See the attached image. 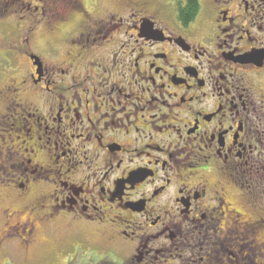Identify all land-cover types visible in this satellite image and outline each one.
Returning <instances> with one entry per match:
<instances>
[{
	"label": "flooded vegetation",
	"instance_id": "flooded-vegetation-1",
	"mask_svg": "<svg viewBox=\"0 0 264 264\" xmlns=\"http://www.w3.org/2000/svg\"><path fill=\"white\" fill-rule=\"evenodd\" d=\"M19 2L0 250L62 221L129 242L124 264H264V0Z\"/></svg>",
	"mask_w": 264,
	"mask_h": 264
},
{
	"label": "rangeland",
	"instance_id": "rangeland-1",
	"mask_svg": "<svg viewBox=\"0 0 264 264\" xmlns=\"http://www.w3.org/2000/svg\"><path fill=\"white\" fill-rule=\"evenodd\" d=\"M16 3L21 5L19 0H16ZM19 10L17 9L12 15L0 12V85L10 84L29 69L25 56L15 57L14 52L15 34L18 25L23 23L24 15ZM60 38L61 34L51 35L46 25H40L36 28L32 40L33 44H39L43 48L45 43L54 44L55 39ZM33 52L41 59L44 58V54ZM10 140L12 137H7V143ZM5 171V174L0 173V202H2L0 206L3 210L9 209V212L13 208L23 210V205L18 203L16 198L15 182L9 175L10 170L6 167ZM24 217L28 219L29 215L25 214ZM13 220L11 217L7 219L0 209V233L7 230L8 227L5 225L7 222L11 227ZM61 223L57 221L54 225H38L35 233L37 242L30 246L27 242V244L22 242L19 236L12 237L11 240L9 238V242L0 250V264H124L127 262L126 257L132 247L129 242H123L117 235L112 239L105 234L106 232L104 234L95 232L87 225H77L69 229ZM119 227L128 234L135 233L136 230L132 225L120 224ZM27 241L29 242L28 238Z\"/></svg>",
	"mask_w": 264,
	"mask_h": 264
}]
</instances>
